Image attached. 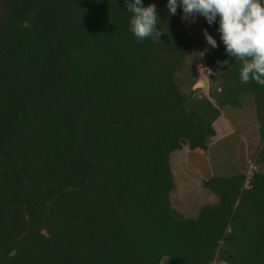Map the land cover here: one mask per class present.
<instances>
[{"label": "trees", "instance_id": "obj_1", "mask_svg": "<svg viewBox=\"0 0 264 264\" xmlns=\"http://www.w3.org/2000/svg\"><path fill=\"white\" fill-rule=\"evenodd\" d=\"M143 2L160 42L135 38L124 0H0V264H264V87L235 57L218 74L221 44L195 89L182 11ZM248 96L256 170L203 181L217 203L182 217L171 156L207 153Z\"/></svg>", "mask_w": 264, "mask_h": 264}, {"label": "rangeland", "instance_id": "obj_2", "mask_svg": "<svg viewBox=\"0 0 264 264\" xmlns=\"http://www.w3.org/2000/svg\"><path fill=\"white\" fill-rule=\"evenodd\" d=\"M182 21L192 36L193 54L190 61L200 76L195 89H201L207 95L212 71L203 65L202 58L206 53L214 52L222 42L203 17H197L194 22L191 19ZM205 29L217 40V48L212 49L207 44L203 34ZM214 128L217 134L207 153L175 152L171 156L175 190L170 194V199L173 208L182 217L195 218L202 206L217 203V197L202 186L203 181L211 177L248 173L255 151L260 146L256 111L250 96L243 100L241 109H224ZM160 264L170 263L164 258Z\"/></svg>", "mask_w": 264, "mask_h": 264}, {"label": "clouds", "instance_id": "obj_3", "mask_svg": "<svg viewBox=\"0 0 264 264\" xmlns=\"http://www.w3.org/2000/svg\"><path fill=\"white\" fill-rule=\"evenodd\" d=\"M131 13L129 30L137 40L151 38L160 42V21L155 4L144 5L143 0H124ZM170 15L179 8L182 19L194 22L203 17L211 27L218 24L217 32L228 56L239 60L241 83L254 81L264 87V0H167ZM207 44L215 49L217 40L204 30Z\"/></svg>", "mask_w": 264, "mask_h": 264}, {"label": "water", "instance_id": "obj_4", "mask_svg": "<svg viewBox=\"0 0 264 264\" xmlns=\"http://www.w3.org/2000/svg\"><path fill=\"white\" fill-rule=\"evenodd\" d=\"M233 59V57L231 56H228L224 61L223 63L218 67L217 69V72L218 74H220L224 69L225 67L229 64V62Z\"/></svg>", "mask_w": 264, "mask_h": 264}, {"label": "built area", "instance_id": "obj_5", "mask_svg": "<svg viewBox=\"0 0 264 264\" xmlns=\"http://www.w3.org/2000/svg\"><path fill=\"white\" fill-rule=\"evenodd\" d=\"M256 170V167L255 165L253 164L251 167H250V170H249V175L252 173V171ZM251 176V175H250ZM249 176V177H250Z\"/></svg>", "mask_w": 264, "mask_h": 264}]
</instances>
